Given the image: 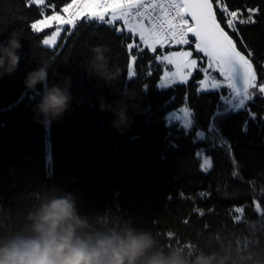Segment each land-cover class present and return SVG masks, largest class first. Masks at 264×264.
I'll list each match as a JSON object with an SVG mask.
<instances>
[{
	"label": "trees",
	"instance_id": "1",
	"mask_svg": "<svg viewBox=\"0 0 264 264\" xmlns=\"http://www.w3.org/2000/svg\"><path fill=\"white\" fill-rule=\"evenodd\" d=\"M70 1L46 0L55 5L53 9L29 7L26 0H0V43L14 29L24 35L16 71L0 77V245L17 236L33 237L39 210L52 200L68 198L80 222L75 235L81 239L147 233L152 251L180 250L187 264L195 254L211 251L227 254L230 264H262L264 94H256L246 109L219 122L231 151L193 143L197 127L206 129L214 115L220 92H199V71L187 84L159 88L160 48L155 53L133 49L136 75L129 79L127 46L140 41L125 29L117 31V22H78L70 34L63 31L54 47H46L42 40L51 27L36 33L31 23L59 12ZM225 4L229 11L239 12L238 19H247L249 9H259L255 23H237L238 34L227 28L223 12L216 14L238 48L253 53L264 82V0H225ZM189 39L190 45L182 47L203 57ZM96 45L108 50V68L117 77L110 84L87 71L90 48ZM38 66L47 68L46 84L70 82L72 101L62 117L48 125L37 122L42 117L34 119L42 85L28 91L23 84L25 75ZM120 91L125 96L132 91L137 97L125 101L135 103L137 111L129 110L131 123L122 133L111 126L112 114L98 109L100 98L111 104ZM221 91L227 94V89ZM185 97L194 113V127L187 136L182 125L166 119ZM246 122L247 132L242 130ZM200 149L211 157L207 171L200 169Z\"/></svg>",
	"mask_w": 264,
	"mask_h": 264
},
{
	"label": "snow or ice",
	"instance_id": "2",
	"mask_svg": "<svg viewBox=\"0 0 264 264\" xmlns=\"http://www.w3.org/2000/svg\"><path fill=\"white\" fill-rule=\"evenodd\" d=\"M26 3L29 7L35 4L55 9V5H47L46 0H26ZM217 10L226 15L227 28L234 33H237V23H255L253 16L259 12L258 8H252L248 10L250 14L247 19H238L239 12L229 11L225 0H71L70 3H65L59 12L31 23L30 27L33 32L39 33L58 24L59 27L55 28L52 35L43 40L44 45H54L62 31L70 34L78 22L97 21L115 25L116 22L122 21L123 26L116 30L123 31L126 28L133 37L138 35L140 41L127 46L130 57L129 79L136 75L134 64L137 57L132 55L133 49L139 52L148 49L155 53L158 47L190 45L189 36L194 37V50L197 54L202 53L203 57L200 60L192 58L193 52L187 50L172 51L158 57L162 63L173 65L176 69L175 72L164 73L159 87L166 88L176 83L177 78L179 83L187 84L194 71L202 72L204 78L199 81L198 91H219L220 103L207 128L197 127L193 143L204 142L211 150L227 147L231 151L232 146L222 135L219 122L238 110L246 109L247 102L253 100L256 94H264V82H261L253 63V53L248 51L245 54L237 48L228 31L218 22ZM43 12L44 9L41 8V15ZM64 26L70 27L65 29ZM222 89H227V94L221 91ZM181 111L182 127L187 136L194 127V113L188 109L187 97L185 107ZM249 115L255 119V113L249 112ZM170 119L177 121L180 116L171 113ZM242 130L247 132V122ZM172 146L177 147L174 143ZM204 151L205 149H200L197 155H203ZM211 166V157H206L203 159L201 170L206 171ZM233 175L237 173L234 172ZM168 198L171 199V196ZM256 209L260 211L259 204ZM236 211L241 212L242 209L237 208ZM261 223L264 225V215Z\"/></svg>",
	"mask_w": 264,
	"mask_h": 264
},
{
	"label": "clouds",
	"instance_id": "3",
	"mask_svg": "<svg viewBox=\"0 0 264 264\" xmlns=\"http://www.w3.org/2000/svg\"><path fill=\"white\" fill-rule=\"evenodd\" d=\"M23 31L14 29L8 33L4 43H0V77L13 74L19 64V50L23 47ZM107 48L96 45L90 48L87 71L106 84L114 81L116 73L108 68L105 53ZM48 71L44 66L28 72L23 81L28 91H35L37 84L42 85L43 92L35 105L34 119L48 125L62 117L72 101L69 91L70 82L63 84H46ZM119 99L111 104L103 98L98 100L101 112H110L114 119L111 126L122 133L131 123L129 110L137 111L134 101L136 95L129 91L117 93ZM80 222L76 219L73 204L68 198L52 200L37 213L33 224L34 236L31 238L14 237L0 245V264H187L184 254L177 249L167 253L152 251L153 240L147 233L107 235L95 239H81L75 235ZM191 264H230V257L220 251L207 254L197 253Z\"/></svg>",
	"mask_w": 264,
	"mask_h": 264
},
{
	"label": "rangeland",
	"instance_id": "4",
	"mask_svg": "<svg viewBox=\"0 0 264 264\" xmlns=\"http://www.w3.org/2000/svg\"><path fill=\"white\" fill-rule=\"evenodd\" d=\"M117 23H120L122 26H123V22L122 21H118ZM120 24H118V27L120 28ZM56 27H59V25L58 24H54L53 25V27H51V33L49 34V35H46V36H44V38H43V40L44 39H46V38H48V37H50L51 35H52V33L55 31V28ZM64 28H66V26H64ZM125 30H127L126 28H125ZM63 33V31L61 32V34ZM61 34H60V36H61ZM60 36L57 38V40H56V43L54 44V45H45L46 47H49V48H52V47H54L56 44H57V42H58V40H59V38H60ZM137 37H138V35H137ZM138 39H139V37H138ZM43 40H42V42H43ZM44 45V44H43ZM193 47L195 48V45L193 44ZM159 48V47H158ZM166 48V47H165ZM165 48H160V52H158V53H156V59H157V61L158 62H161V60H159L158 59V57H160V56H162V55H166V54H169L170 52H172V51H178V50H187V51H192L193 52V49L192 48H186V47H181V48H177V46H170L169 48L170 49H168V50H166ZM192 58H195V59H198V60H200L201 58H202V56H200V57H195L194 55H193V57ZM162 63V62H161ZM204 66L206 67L207 66V64H206V58H204ZM166 71H171V72H175L176 71V69H175V67L173 66V65H166V63H162V73H161V76H160V79H159V81H158V86L160 85V83H161V77H163L164 76V73L166 72ZM202 73V72H201ZM217 76H218V74H216ZM204 78V74L202 73V77L200 78V80L201 79H203ZM190 79V78H189ZM199 80V81H200ZM179 81V78H177V82L176 83H174V84H182V83H179L178 82ZM174 84H172V85H174ZM171 86V85H170ZM169 87V86H168ZM159 88H161V89H163L164 87H159ZM167 88V87H166ZM198 88H199V83H198ZM187 106H188V104H187ZM184 107H185V103L181 106V107H179L178 109H175V110H172V111H170L169 113H168V115H167V120H168V122L170 123V122H178L180 125H182L183 124V116H182V109H184ZM188 109L190 110V108H189V106H188ZM191 111V110H190ZM171 113H175L177 116H180V119L179 120H177V121H172L171 119H170V114ZM199 151V150H198ZM198 153V152H197ZM198 156V155H197ZM206 157H210V156H208L205 152L203 153V155H201V156H198V158H199V160H200V169H201V165H202V163H203V159L204 158H206ZM209 169V168H208ZM207 169V170H208ZM206 170V171H207Z\"/></svg>",
	"mask_w": 264,
	"mask_h": 264
},
{
	"label": "water",
	"instance_id": "5",
	"mask_svg": "<svg viewBox=\"0 0 264 264\" xmlns=\"http://www.w3.org/2000/svg\"><path fill=\"white\" fill-rule=\"evenodd\" d=\"M217 15V14H216ZM218 19V18H217ZM189 20H190V18H189ZM218 22H219V20H218ZM222 25V24H221ZM226 30V29H225ZM227 31V30H226ZM229 33V32H228ZM229 35H230V33H229ZM231 36V35H230ZM191 37V36H190ZM232 37V36H231ZM194 41H195V38L194 37H191ZM232 39H233V37H232ZM234 40V39H233ZM234 42H236L235 40H234ZM236 45H237V43H236ZM237 48H238V46H237ZM239 49V48H238ZM240 50V49H239ZM241 51V50H240Z\"/></svg>",
	"mask_w": 264,
	"mask_h": 264
},
{
	"label": "crops",
	"instance_id": "6",
	"mask_svg": "<svg viewBox=\"0 0 264 264\" xmlns=\"http://www.w3.org/2000/svg\"><path fill=\"white\" fill-rule=\"evenodd\" d=\"M52 15V14H51ZM50 16V15H49ZM47 17V16H46ZM46 17H43L42 19L46 18ZM41 20V19H40Z\"/></svg>",
	"mask_w": 264,
	"mask_h": 264
},
{
	"label": "built area",
	"instance_id": "7",
	"mask_svg": "<svg viewBox=\"0 0 264 264\" xmlns=\"http://www.w3.org/2000/svg\"><path fill=\"white\" fill-rule=\"evenodd\" d=\"M71 2V1H70ZM183 46H185V45H183Z\"/></svg>",
	"mask_w": 264,
	"mask_h": 264
}]
</instances>
